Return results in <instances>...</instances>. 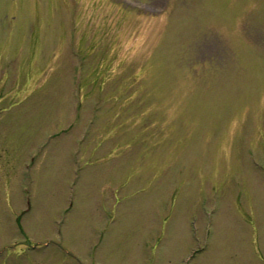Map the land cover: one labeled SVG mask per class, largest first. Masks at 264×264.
<instances>
[{
  "label": "rangeland",
  "instance_id": "rangeland-1",
  "mask_svg": "<svg viewBox=\"0 0 264 264\" xmlns=\"http://www.w3.org/2000/svg\"><path fill=\"white\" fill-rule=\"evenodd\" d=\"M0 264H264V0H0Z\"/></svg>",
  "mask_w": 264,
  "mask_h": 264
}]
</instances>
